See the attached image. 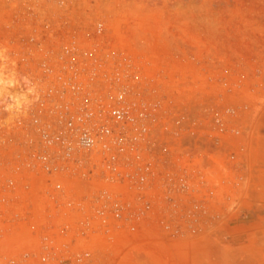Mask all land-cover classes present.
<instances>
[{
	"label": "rangeland",
	"instance_id": "rangeland-1",
	"mask_svg": "<svg viewBox=\"0 0 264 264\" xmlns=\"http://www.w3.org/2000/svg\"><path fill=\"white\" fill-rule=\"evenodd\" d=\"M72 34L121 52L137 84H163L185 114H242L234 157L225 169L201 142L184 164L202 195L156 202L134 230L44 247L28 228L43 217V184L26 190L14 171L37 103H0V264H264V214L241 206H264V0H0V70L16 77L15 97L26 78L44 86L52 45Z\"/></svg>",
	"mask_w": 264,
	"mask_h": 264
},
{
	"label": "built area",
	"instance_id": "built-area-1",
	"mask_svg": "<svg viewBox=\"0 0 264 264\" xmlns=\"http://www.w3.org/2000/svg\"><path fill=\"white\" fill-rule=\"evenodd\" d=\"M95 32H104L102 23ZM55 46L52 66L41 76L44 86L29 79L37 105L21 128L23 151L14 170L24 175L26 190L34 188L32 181L43 184V217L28 225L42 246L134 230L156 202L202 195L184 164L201 142L230 168L242 114L232 108L185 114L163 84H137L133 64L102 40L86 47L72 34Z\"/></svg>",
	"mask_w": 264,
	"mask_h": 264
},
{
	"label": "bare ground",
	"instance_id": "bare-ground-1",
	"mask_svg": "<svg viewBox=\"0 0 264 264\" xmlns=\"http://www.w3.org/2000/svg\"><path fill=\"white\" fill-rule=\"evenodd\" d=\"M5 58V57H4ZM7 66V65H6ZM4 69V68H3ZM5 71V70H4ZM7 72V71H6ZM4 73L3 71L1 72L0 70V103H4V108L6 106V110H9V111H13V109L16 107H18L20 104L19 103H22L24 102L25 104L28 103L27 102V95L33 91V87L31 84H29V81L28 79L26 78V83H27V88H26V91H24L23 93L21 92V94H19L18 91V95H20L19 97H15L14 95V91L16 88H14V90H12V88L10 87L12 85V83L15 82V78L9 76V74L7 73ZM21 76V75H20ZM24 78V77H23ZM25 79V78H24ZM23 79V80H24ZM15 84V83H14ZM29 84V85H28ZM19 85V84H18ZM21 86V85H20ZM25 86V85H24ZM14 87V86H13ZM18 90V89H17ZM21 90V89H20ZM26 93V94H25ZM28 95V96H29ZM29 99V98H28ZM29 101V100H28ZM19 104V105H18ZM1 105V104H0ZM3 105V104H2ZM18 105V106H17ZM23 105V104H22ZM15 106V107H13ZM22 107V106H21ZM19 108V107H18ZM3 111V110H2ZM15 115V114H14ZM12 115V117L14 116ZM16 116V115H15ZM14 116V117H15Z\"/></svg>",
	"mask_w": 264,
	"mask_h": 264
},
{
	"label": "crops",
	"instance_id": "crops-1",
	"mask_svg": "<svg viewBox=\"0 0 264 264\" xmlns=\"http://www.w3.org/2000/svg\"><path fill=\"white\" fill-rule=\"evenodd\" d=\"M261 119L264 121V114H257L256 122H259ZM245 201L246 200H243L242 204H241V206L243 207L244 211H246V210L251 211L250 209H252V210L258 209L261 214H264V206H259L258 208H256L252 204H250V205L247 204Z\"/></svg>",
	"mask_w": 264,
	"mask_h": 264
}]
</instances>
